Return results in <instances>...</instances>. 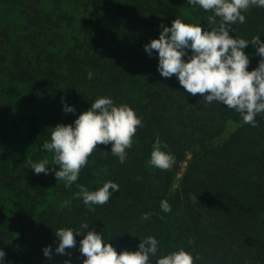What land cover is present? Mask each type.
<instances>
[{
    "label": "trees",
    "instance_id": "16d2710c",
    "mask_svg": "<svg viewBox=\"0 0 264 264\" xmlns=\"http://www.w3.org/2000/svg\"><path fill=\"white\" fill-rule=\"evenodd\" d=\"M209 14L199 6L193 10L187 0H0L5 264H54L43 247H56L59 227L77 228L84 220L104 230L117 252L134 251L140 239L153 235L160 241L157 256L181 246L193 254L194 264H264V116L253 127L225 105L188 93L175 74L161 76L155 50L149 56L143 48L176 16L205 24ZM244 15L232 35L264 40V8L251 6ZM3 79L26 87L21 102ZM101 95L127 102L143 126L124 163L102 151L110 152L111 142L97 144L88 157L77 183L95 189L111 179L120 186L109 202L89 207L72 198L75 185L65 187L51 172L34 173L29 161L51 162L52 153L41 148L51 128L71 123ZM62 100L76 112L65 113ZM231 122L238 125L226 134ZM156 134L174 154L168 169L147 163ZM194 146L175 185L185 152ZM69 198L71 204L64 205ZM161 199L170 203V212H162ZM144 212H151L147 220ZM82 235L75 236L77 264L84 259Z\"/></svg>",
    "mask_w": 264,
    "mask_h": 264
},
{
    "label": "clouds",
    "instance_id": "9594fccd",
    "mask_svg": "<svg viewBox=\"0 0 264 264\" xmlns=\"http://www.w3.org/2000/svg\"><path fill=\"white\" fill-rule=\"evenodd\" d=\"M187 5L193 10L199 6L209 12L206 23H193L176 16L170 25H160L158 38L143 45L145 53L152 56L155 50L157 71L161 76L175 74L188 93L203 94L207 102L225 105L238 113L244 123L255 127L256 117L264 116V40L261 35L246 39L230 32L235 33L233 26L245 22L244 12L251 6L264 8V0H187ZM249 44L255 48L254 53L245 52ZM251 56H259V60L257 66L249 70ZM88 78H92L91 71ZM62 110L76 112L75 106L65 100H62ZM138 126H143L142 118L127 102L117 103L108 95L97 96L71 123H58L51 128L50 139L41 145L43 150L52 153L51 162L47 157L29 161L30 169L36 174L51 172L65 187L75 185L78 191L72 198H79L85 206L103 205L119 191V184L107 179L101 186L90 189L77 183L81 169L88 164L93 151L99 149L97 144L109 145L110 142V152L102 151L124 163ZM167 148L156 134L147 163L160 169L170 168L175 157ZM71 202V198L63 201L66 206ZM160 208L163 213L171 211L167 199H161ZM150 216L151 212L142 213L143 220ZM90 224L92 222L84 220L77 228L59 227L55 231L54 251L68 257L64 264H74L67 249L77 244L75 236L81 233L79 251L84 257L81 264H194L193 254L181 246L157 256L160 241L153 235L140 239L134 251L117 252L104 230L97 231L95 226L89 228ZM42 251L46 257L53 253L51 245L44 246ZM5 257V250L0 248V264H5Z\"/></svg>",
    "mask_w": 264,
    "mask_h": 264
},
{
    "label": "rangeland",
    "instance_id": "374dc122",
    "mask_svg": "<svg viewBox=\"0 0 264 264\" xmlns=\"http://www.w3.org/2000/svg\"><path fill=\"white\" fill-rule=\"evenodd\" d=\"M230 34L232 35V32H230ZM252 49H253V47L247 46L244 50H245L246 53L251 54V53H254L255 52V50L252 51ZM256 58H257V56H251L250 57V63H252V61H254V59H256ZM1 82L7 88H9L8 86L11 84L10 87L12 88V91L10 90V93L11 94L17 93L15 95H17L18 101L21 102V100L25 97V90H26V87L25 86L18 85L16 83L5 82L4 79L1 80ZM26 106H29V105H26ZM237 125H238L237 123L231 122L229 124V126H228V129H227L226 134H228L232 130H234L237 127ZM197 148H198V146H194V147L189 148V150L187 152H185L184 158L181 161V169H180V172H178L176 174V178H175V181H174V184L175 185L177 183H179L180 178H182L183 172L186 169L187 165L189 164V161L193 157V155H194L195 151L197 150ZM52 249H53L52 258L54 260V264H64L65 259L68 258V257H66L65 255H61V254L55 253V251H54L55 247L52 248ZM67 251H70L71 252L70 259L74 262V264H77L78 249L74 246L71 249H67Z\"/></svg>",
    "mask_w": 264,
    "mask_h": 264
}]
</instances>
